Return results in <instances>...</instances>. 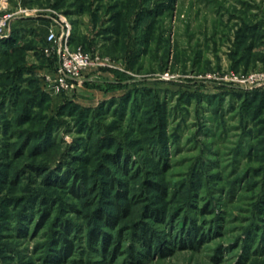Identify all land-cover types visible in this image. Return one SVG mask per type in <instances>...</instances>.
<instances>
[{"label":"rangeland","instance_id":"1","mask_svg":"<svg viewBox=\"0 0 264 264\" xmlns=\"http://www.w3.org/2000/svg\"><path fill=\"white\" fill-rule=\"evenodd\" d=\"M9 14L16 19L3 39L12 44L0 45V264H54L46 244L62 221L74 250L56 264H130L148 202L164 219L146 223L174 247L136 257L140 264H264V0H0V18ZM66 26L61 48L89 60L78 82L60 81L48 40ZM116 148L129 156L127 173L111 162ZM38 166H54L58 178L35 174ZM69 169L89 195L46 185ZM110 177L134 201L105 229L110 250L118 242L121 251L112 261L88 233L103 223L93 210L116 192ZM43 195L52 207L40 223ZM191 222L206 239L177 247Z\"/></svg>","mask_w":264,"mask_h":264},{"label":"trees","instance_id":"2","mask_svg":"<svg viewBox=\"0 0 264 264\" xmlns=\"http://www.w3.org/2000/svg\"><path fill=\"white\" fill-rule=\"evenodd\" d=\"M6 40L7 39H3V40L0 39V45L10 46L12 44L11 40L10 41L8 40L6 41ZM45 144L49 145V143L44 141L43 145L40 146L44 147ZM33 149L34 152L40 150L38 147ZM110 158H111V162L116 164L115 165L116 167L121 168L123 173H127L125 171V168L129 163V156L127 155V153L122 152L120 148H116L114 154L110 156ZM32 169L35 170V174L37 175L44 174V178L47 179L57 177L56 176L57 169L54 166L51 168L45 166L43 167L38 166V168L36 169L32 168ZM59 173L62 174V177L55 180L54 183H49V182L47 183L45 181L47 179H44L46 185L47 184L48 186L55 185L61 189H66L68 193L72 194V196L76 198H81V197H85V195H89V194H85L89 190L88 191L84 190L82 194L81 192L82 188H80L81 187L80 184L82 183L77 181L79 180L80 176L78 175L75 176V174L72 173L71 169L62 170L59 171ZM68 182L69 184H67ZM107 184L109 187L116 189V192L107 193L108 195L112 194L111 199L105 201L106 203L100 202V204L97 205L96 208L93 210L91 215L95 214V216H97L99 220H102L103 223L101 224L102 227L101 225L98 224L96 226L95 225L91 226V228L88 230L89 231L88 233H89L90 245L99 244V247L101 248V252H100L101 256L109 257L112 261L114 258H117L119 254H121V251L119 250L120 247L118 245V242L113 243L112 249L110 250L109 246L111 245V242L110 239H108V233L105 231V229L113 228L116 225L119 216L121 218L125 217L128 213L129 206L131 205V203H134V201H132L131 197L127 195L128 192L125 188L126 186H124L123 183H120L119 180L110 177ZM145 185L153 189L154 192L158 194H163L165 192V189H162L159 185L155 183L145 181ZM51 202H52L51 197H46V195L39 197L38 204L40 205V208H42L40 215L38 217L40 223L44 222L45 218H48V216L50 215V209L52 207L50 205ZM89 202H91L90 198H88L87 201H85V203H89ZM32 203L33 200L25 202L24 207L21 209L20 213L18 214H20V216H22L23 218L28 217L29 214H31L32 212V210H30L34 205ZM21 212H23L22 215ZM162 212H163L162 209L158 207H154L148 202L146 206H144L143 208L142 216L146 221L150 219L152 221L162 222L164 219ZM146 221L145 222L140 221V223H137V225L133 227V232L135 234L134 242L137 243L138 250L132 248L129 251L128 255L132 259V262H130V264H140L141 263L140 261L135 260V258L139 257L140 255H144V257H147L151 253L157 252L159 256L163 257L166 254L170 253L171 250H173L174 244L167 241V239H164L163 235H159L155 233V231L152 230L150 226H148V223H146ZM189 222H190L189 218L186 217L184 224L187 225ZM56 224L58 225L59 222ZM60 227H62L61 231H54V229L52 228L49 233L50 238L48 240V243L46 244V247L50 252L49 254H47L46 262H48L49 259H51L52 262H54V264L59 262H64L73 253L74 250L73 244L68 236L71 233L72 226L71 224H69V222L62 221ZM185 228L186 227H183V229ZM200 229L201 228L196 226L195 223L191 222V227H189L188 230H183L182 233L184 234H182V237H178V240L175 241V243L177 244L176 246L177 247L180 246L182 248L188 247L191 249L199 246V244L202 243L203 239L204 238L206 239V237L203 236L204 234H202V230ZM184 237L186 238L183 239ZM174 239H177V237Z\"/></svg>","mask_w":264,"mask_h":264},{"label":"built area","instance_id":"3","mask_svg":"<svg viewBox=\"0 0 264 264\" xmlns=\"http://www.w3.org/2000/svg\"><path fill=\"white\" fill-rule=\"evenodd\" d=\"M20 12L23 15H27L25 9H21ZM14 15H5L0 18V38H5L10 34V21L16 19ZM69 35L68 26L64 27L60 31V38L58 42L52 32L48 35V40L57 43L58 57V73L61 82L75 81L78 82L81 70L88 67V57L81 51L70 52L66 47L62 49V44L66 45ZM64 86V84H62Z\"/></svg>","mask_w":264,"mask_h":264}]
</instances>
